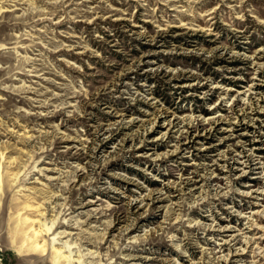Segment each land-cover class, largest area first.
<instances>
[{"label":"rangeland","instance_id":"rangeland-1","mask_svg":"<svg viewBox=\"0 0 264 264\" xmlns=\"http://www.w3.org/2000/svg\"><path fill=\"white\" fill-rule=\"evenodd\" d=\"M0 264H264V0H0Z\"/></svg>","mask_w":264,"mask_h":264},{"label":"bare ground","instance_id":"bare-ground-1","mask_svg":"<svg viewBox=\"0 0 264 264\" xmlns=\"http://www.w3.org/2000/svg\"><path fill=\"white\" fill-rule=\"evenodd\" d=\"M251 162V161H250ZM247 163V162H246Z\"/></svg>","mask_w":264,"mask_h":264}]
</instances>
